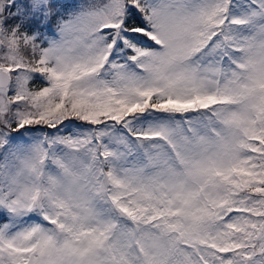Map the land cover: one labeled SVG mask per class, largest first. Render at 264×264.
Instances as JSON below:
<instances>
[{
	"label": "snow or ice",
	"instance_id": "6c2138e0",
	"mask_svg": "<svg viewBox=\"0 0 264 264\" xmlns=\"http://www.w3.org/2000/svg\"><path fill=\"white\" fill-rule=\"evenodd\" d=\"M0 264H264V0H0Z\"/></svg>",
	"mask_w": 264,
	"mask_h": 264
},
{
	"label": "rangeland",
	"instance_id": "374dc122",
	"mask_svg": "<svg viewBox=\"0 0 264 264\" xmlns=\"http://www.w3.org/2000/svg\"><path fill=\"white\" fill-rule=\"evenodd\" d=\"M21 3H27L28 0H19ZM84 0H59V4L62 6V11L65 13H69L74 11L76 8L82 4ZM42 32L46 35L52 36L55 34V20H53L52 24L49 25L47 28H41Z\"/></svg>",
	"mask_w": 264,
	"mask_h": 264
}]
</instances>
